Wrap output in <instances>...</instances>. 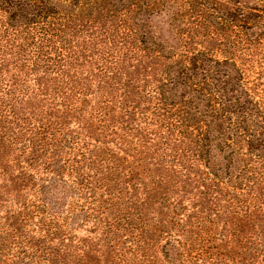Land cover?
<instances>
[{
	"label": "rangeland",
	"instance_id": "1",
	"mask_svg": "<svg viewBox=\"0 0 264 264\" xmlns=\"http://www.w3.org/2000/svg\"><path fill=\"white\" fill-rule=\"evenodd\" d=\"M57 12L53 72L3 60L0 264H264V0Z\"/></svg>",
	"mask_w": 264,
	"mask_h": 264
},
{
	"label": "trees",
	"instance_id": "2",
	"mask_svg": "<svg viewBox=\"0 0 264 264\" xmlns=\"http://www.w3.org/2000/svg\"><path fill=\"white\" fill-rule=\"evenodd\" d=\"M78 2L79 0H0V94L9 96V91L6 92L8 72L3 66L6 57L10 56L15 60V71L22 76L39 70L53 72L66 51L62 37L56 33L59 32L57 26L65 18L57 11L64 12L68 6H77ZM201 14L205 16L206 12ZM6 47L13 50L11 54L3 51ZM192 85L204 90L207 78L204 76L197 84ZM183 115L184 111H179L180 124L184 128L194 127L184 124ZM205 140L207 145V139Z\"/></svg>",
	"mask_w": 264,
	"mask_h": 264
}]
</instances>
